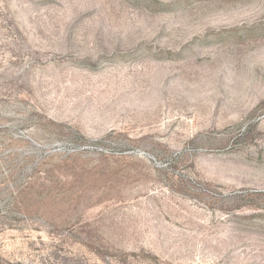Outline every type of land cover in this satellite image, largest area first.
I'll use <instances>...</instances> for the list:
<instances>
[{"label": "rangeland", "instance_id": "obj_1", "mask_svg": "<svg viewBox=\"0 0 264 264\" xmlns=\"http://www.w3.org/2000/svg\"><path fill=\"white\" fill-rule=\"evenodd\" d=\"M0 264H264V0H0Z\"/></svg>", "mask_w": 264, "mask_h": 264}]
</instances>
